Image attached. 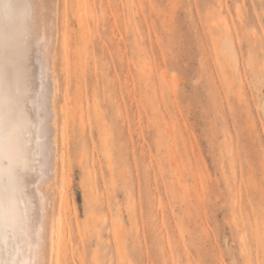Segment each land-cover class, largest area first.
<instances>
[{
	"label": "rangeland",
	"instance_id": "obj_1",
	"mask_svg": "<svg viewBox=\"0 0 264 264\" xmlns=\"http://www.w3.org/2000/svg\"><path fill=\"white\" fill-rule=\"evenodd\" d=\"M60 2L63 263L264 264V0Z\"/></svg>",
	"mask_w": 264,
	"mask_h": 264
},
{
	"label": "bare ground",
	"instance_id": "obj_2",
	"mask_svg": "<svg viewBox=\"0 0 264 264\" xmlns=\"http://www.w3.org/2000/svg\"><path fill=\"white\" fill-rule=\"evenodd\" d=\"M66 20L58 0H0V262L64 264L54 62Z\"/></svg>",
	"mask_w": 264,
	"mask_h": 264
},
{
	"label": "snow or ice",
	"instance_id": "obj_3",
	"mask_svg": "<svg viewBox=\"0 0 264 264\" xmlns=\"http://www.w3.org/2000/svg\"><path fill=\"white\" fill-rule=\"evenodd\" d=\"M29 7L30 6L28 5L26 7V9L29 8ZM23 15L25 16V12H24ZM18 103H19V101H18ZM21 227H23V223L21 224ZM0 264H30V262L29 261H22V262L21 261H5V262H0Z\"/></svg>",
	"mask_w": 264,
	"mask_h": 264
}]
</instances>
